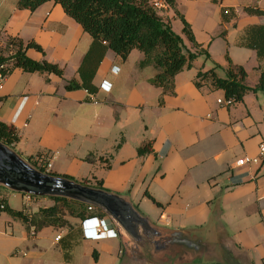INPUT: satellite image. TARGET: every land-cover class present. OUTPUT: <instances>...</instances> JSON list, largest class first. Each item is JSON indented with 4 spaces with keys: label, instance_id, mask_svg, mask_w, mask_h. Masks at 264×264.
<instances>
[{
    "label": "crops",
    "instance_id": "obj_1",
    "mask_svg": "<svg viewBox=\"0 0 264 264\" xmlns=\"http://www.w3.org/2000/svg\"><path fill=\"white\" fill-rule=\"evenodd\" d=\"M216 1L222 14L224 9L230 11L221 16L227 39L236 45L235 53L231 55L230 52V57L233 63L245 68L246 84L255 87L264 69V56H259L258 51L246 42L248 38L264 37V31H258L260 26H264V15L249 14L245 8L264 11V0H249L248 6L237 10H234V0L231 5L226 4L230 0ZM17 2L0 1V18L4 19L0 24V39L5 38L2 42L7 41L8 37L25 41L20 36L25 21L32 20L38 8L47 7L50 12H46L45 22L37 25L35 35L28 40L40 44L45 55L35 49H29L27 54L38 61L46 59L59 65L63 63L66 69L69 65L73 76L67 79L66 69L63 77L31 73L51 82L43 88L46 92L45 106L41 108L43 104L37 99L40 95L38 92L7 86L11 73L25 71L16 68L8 74L0 90V120L17 128L20 140L14 149L22 145L20 153L29 157L53 153L51 170L62 175H69L71 155L61 170L56 171L54 160L61 158L60 149L69 148L67 151L70 153L76 150L78 156L75 158L80 162L93 153V161L101 171H107L101 178L104 188L120 193L136 210L138 193L146 187L149 194L164 205L161 219L167 228L149 223L161 235L169 236L170 241L155 249L153 260L142 252V255L132 253V261L159 264L155 257L159 258L162 251L173 250L175 237L180 236L190 242L187 245L189 248L195 247V242L196 250L201 243L212 248L219 256L218 263L214 264H264V157L260 164L249 166L253 176L244 184L233 186L228 181L238 158L261 155L264 129L257 124L264 120V106L255 103L261 110L260 116L248 106L246 95L252 91L246 93L243 101L236 102L230 108L224 107L217 101L220 97L214 99L215 89L209 82L201 88L195 85L194 79L178 82L181 71L175 76V92L164 94L160 87L144 86L155 74L154 70H150L154 65L141 68L142 72H138L132 85L130 75L123 69L136 49L126 60L107 50L93 78L97 88L95 93L86 89L69 91L66 89L68 81L81 80L78 70L93 38L78 22L76 24L69 19L71 17L60 4L49 1L30 11L19 9ZM191 24L195 39L202 48L205 42L199 40L194 24ZM188 47L191 51L194 48L191 42ZM143 58L141 52L135 60L140 63ZM249 61L253 65L249 66ZM103 81L111 84L108 91L102 89ZM74 109L73 116L65 114ZM56 112L61 113L60 118L53 120ZM76 137L81 139V143L73 148L71 141ZM121 138H124V142L115 150ZM32 140L41 145L27 146L26 143ZM165 142L171 148L165 157H161L159 154L164 152ZM145 145H148V152L139 155L138 149ZM136 171L137 175L134 176ZM148 177L152 181L148 182ZM89 179L86 174L80 176V182ZM136 181L140 184L131 186L129 190V185ZM0 198H4L10 206L2 191ZM39 198L44 200L47 197ZM219 201L222 203L223 217L230 225L236 226L239 222H246L247 225L238 226L234 233L214 237L188 233V225L179 217L186 215L194 219V224L201 225L209 221L211 203L216 202L218 206ZM188 205H193L192 209H188ZM38 208L26 211L36 212ZM102 218L105 228L117 230L115 222L107 214ZM75 224L72 232L63 227L46 226L32 235L22 220L7 212H0V264H123L113 255L114 239H120L122 244L128 246L130 242L127 238L119 233L116 238L86 239L81 220L78 225ZM49 229L58 231L55 242L45 233ZM58 235H61L59 240ZM53 245H57V248L54 249ZM187 259L186 256L180 261ZM207 261L203 259L199 264H212Z\"/></svg>",
    "mask_w": 264,
    "mask_h": 264
},
{
    "label": "trees",
    "instance_id": "obj_2",
    "mask_svg": "<svg viewBox=\"0 0 264 264\" xmlns=\"http://www.w3.org/2000/svg\"><path fill=\"white\" fill-rule=\"evenodd\" d=\"M49 1L60 4L66 14L78 22L83 30L93 38L91 47L78 70L81 80L68 81L66 89L69 91L86 89L88 92L95 93L97 88L93 84V78L107 50H112L123 60H126L130 53L136 49L144 54V58L139 63L141 68L154 65L158 69V73L151 79V83L162 88L164 94H173L175 92V76L185 68H190L198 56V52L186 48L183 38L173 31L169 21L159 15L158 7L155 5L156 2L162 1L167 6L174 8L176 0H18L17 7L35 11L39 6ZM225 11L228 12L225 13ZM245 11L249 14L264 15V11L251 7L245 8ZM229 12V9H224L223 15H227ZM177 15L183 22V32L193 47L202 50L201 45L195 39L191 24L180 13L177 12ZM262 30L264 31V26H260L258 29V31ZM6 42L7 47L14 48V51L9 56L0 49V72L4 75L8 76L14 69L20 68L25 72L48 73L63 77L64 69L59 64L46 59L38 61L28 56L29 49H35L45 55V50L36 41L25 42L17 37H9ZM246 43L254 47L259 56H264V37L260 38L259 35L253 39L248 38ZM205 52L207 53V51ZM228 63L225 78L217 74V66L207 71H200L198 77L209 82L213 89L223 90L225 97H233L235 102L243 101L249 91L264 92V69L261 71L257 85L250 87L246 84L247 72L245 68L234 64L229 58ZM195 85L201 88L203 83L196 81ZM19 140L17 128L0 120V141L15 148ZM123 142L124 138H121L115 150H118ZM148 150V145H145L138 149V153L144 155ZM90 154L93 156V153ZM28 160L41 171L49 172L52 175H62L48 170L44 163H39V159L33 156ZM86 160L90 161L91 158L88 156ZM62 176L73 180L67 174ZM80 183L107 190L104 188L103 180L91 182L89 179ZM147 195L158 206L164 207L154 197L148 193ZM32 197L39 198L38 196ZM49 198L53 203L49 206L39 207L36 212L13 209L4 198H0V212H7L12 217L22 220L28 231L31 227L40 230L46 226H54L67 228L69 232H72L74 225L71 218H77L82 223L90 216H106L105 212L94 209V207L89 211L90 205L82 202L64 197Z\"/></svg>",
    "mask_w": 264,
    "mask_h": 264
},
{
    "label": "rangeland",
    "instance_id": "obj_3",
    "mask_svg": "<svg viewBox=\"0 0 264 264\" xmlns=\"http://www.w3.org/2000/svg\"><path fill=\"white\" fill-rule=\"evenodd\" d=\"M1 1V0H0ZM219 2L216 0H176V5L174 8L169 7L165 4V6L158 7V13L161 15L165 20L169 21L171 23L172 29L175 33L180 35L183 38V42L186 46L187 49L191 50L188 46H190L189 39L186 37V35L183 32L184 24L181 21V19L178 17L177 12L180 13L185 17V19L191 24H194V28L197 34V37L199 40H204L205 44L202 45V50H197L195 47L192 49L193 52H198L197 57L192 63V66L190 68H185L178 76V82H183L189 79H194L195 82L199 81L203 84L207 83L206 80L200 79L198 77V73L200 71H207L214 66H217L216 72L220 77L225 78L227 76L226 69L228 68V58L232 60L230 57L231 55H234L235 53V43L230 42L226 35V27L223 24L221 16L222 14V9L219 7ZM226 4H232V0L227 1ZM234 10L237 9H242L244 6H248L249 0H237L233 1ZM50 12L49 8H38L37 11L34 14V17L30 21H25V25H23L20 36L25 40L28 41L31 39L37 30V25L40 23L45 22L44 19L48 15L46 12ZM71 21L76 23L75 20L72 18ZM3 17L0 18V24L3 22ZM15 23V22H14ZM77 24V23H76ZM192 25V24H191ZM193 28V27H192ZM209 34H213L212 37H208ZM9 38V37H8ZM3 39H0V49L3 50L4 54L6 55H11L12 52L14 51V48L7 47V42L4 41L2 42ZM188 44V46H187ZM195 49V50H194ZM230 50V51H229ZM207 51V53L205 52ZM231 52V55H230ZM229 53V54H228ZM141 52L138 50H135L130 56L129 61L127 64H125V68L123 69L128 73L131 77L130 83L133 85L134 84V79L137 77L138 72H142L141 67L139 66L138 61L135 60V57L137 55H140ZM253 60V59H252ZM233 62V60H232ZM124 64L125 62L122 61ZM249 66L253 65L251 61L248 62ZM235 64V63H234ZM61 68L66 69V65L63 63H60L59 65ZM150 70H154L155 74L145 83V87H156L151 83V79L158 73V69L154 66H151ZM65 77L67 79L72 78L73 71L68 65L66 71H65ZM49 80L47 78H44L39 75H33L28 72H14L11 73L9 82L7 86H15L17 89H31L32 92H38L40 95H38L37 99L41 102L43 108L45 106V100H44V95L46 94L45 90L43 89L45 85L50 84ZM64 83V82H63ZM174 83H177L176 78L174 79ZM159 88V87H157ZM213 97L216 100L217 97L220 98H225L224 91L220 89L213 90ZM247 99V104L248 106H251V109L260 116V108L259 106L257 107L255 103H258L259 105L264 106V92L263 91H257V92H249L246 95ZM257 97V98H256ZM235 103L232 105L234 106ZM232 106H229L232 107ZM249 106V107H250ZM39 109V108H38ZM257 109V110H256ZM40 110V109H39ZM68 114L69 116H73L75 114V109L65 113ZM61 113L56 112L53 120L55 118H60ZM67 117V115H65ZM40 118V114H39ZM259 118V117H258ZM43 120V118L41 119ZM258 127H261L264 129V120L262 119L261 121H258ZM264 133V131H263ZM80 138L76 137L74 140L71 141L72 147L75 148L77 143L80 142ZM19 142V141H18ZM81 143V142H80ZM17 144V143H16ZM37 144L41 145L40 142H35V141H29L26 143L27 146L29 147H34ZM264 144V142H263ZM22 145H18L16 147V151L27 161L29 156L27 155H22L20 153ZM83 147V146H82ZM69 148H66L65 150L60 149L59 150V155L61 154V158L59 159L56 158L54 160L55 164V170L60 171L61 168L63 167V163L71 155L70 163L68 164V174L70 177L73 178V180L80 182V176L81 174H86L91 178V182L96 181V180H101L103 178L107 171H101V169L98 167V164L94 162L93 156L91 154H88L86 157H90L91 160H82L80 162L79 159L76 160L75 156H78V153L76 150L73 152H68ZM51 157V160L54 159V155L51 152H45L42 155H37L35 158L41 159L43 158L46 160V158ZM51 170V168H50ZM137 172H135V175H137ZM162 171H154V173H160ZM229 175V174H228ZM227 177V176H226ZM152 181L150 177H148V182ZM133 184V185H132ZM132 184L129 185V190L131 186H138L140 183L139 181H136L135 183L132 182ZM0 192L2 191L5 195L6 198L10 204L15 209L22 210V209H30L34 208L37 209L38 206H47L53 203V201L50 198H27L25 197V194L14 192L6 187H1L0 186ZM128 191V190H127ZM155 192L158 193L157 190ZM129 193V192H126ZM149 192L147 191L146 187L143 189L141 193H138L137 196V210L138 212L146 217L151 223L156 224L161 227H166L165 223L161 219V213L163 211V207L158 206L148 195ZM120 194V193H119ZM150 195V194H149ZM122 196V195H121ZM160 196V194H159ZM220 196V194H218ZM75 201V200H74ZM40 202V203H39ZM79 202V201H78ZM220 205H216V202L211 203V213H210V218L209 221H206L203 224L196 225L194 224V219L188 218L186 215H181L179 218L183 219V222L188 225V230L187 232L192 234L195 232L198 236H210L214 237L217 235L221 234H231L237 231L238 226H246V222H239L236 226L230 225L227 220L224 219L223 217V208L221 207V201H219ZM89 205V204H87ZM91 206V205H90ZM136 206V205H135ZM94 209H98L95 206ZM193 205H188V209H192ZM217 207V208H216ZM90 211V210H89ZM218 211V213H217ZM66 214H69L66 212ZM178 216H175V218ZM71 221L73 224H77L79 219L77 218H71ZM75 224V225H76ZM82 224V223H81ZM78 225V224H77ZM46 231V230H45ZM45 233L48 234L50 237L51 241H56V235L58 231L49 229ZM179 237V236H178ZM115 246L113 249V255L118 257L119 263L123 264H139L137 261H132V253H140L142 255V252H145V256L148 257L149 259L153 260L152 256L155 253V251L149 249L148 247H143L141 244H137L134 241H130L131 245L128 244L126 246L125 244H122V240L120 239H114ZM179 242V241H178ZM177 241L173 243V250H166L162 251L160 254V257H155L157 262L159 264H199L203 259L209 260L214 263H218L219 256L217 253L212 251V248H208L207 246H203L202 243L199 245V249L196 250L194 248H189L186 245L180 244ZM124 243V242H123ZM160 243L159 247H161ZM197 243L195 242L194 245ZM216 245V244H215ZM154 247V245H152ZM53 248H57V245H53ZM125 252V253H124ZM191 252V254H189ZM121 253V255H119ZM124 253V254H123ZM173 255V257H172ZM187 256V260H182L184 257ZM158 258V259H157ZM124 260V262H123ZM141 264V263H140Z\"/></svg>",
    "mask_w": 264,
    "mask_h": 264
},
{
    "label": "water",
    "instance_id": "obj_4",
    "mask_svg": "<svg viewBox=\"0 0 264 264\" xmlns=\"http://www.w3.org/2000/svg\"><path fill=\"white\" fill-rule=\"evenodd\" d=\"M0 185L14 192L38 197H64L95 206L115 222L118 234L145 246L141 225L149 220L119 194L82 184L62 175L41 171L14 148L0 141ZM156 235L161 232L156 230ZM131 242L129 243L131 245ZM160 248V247H159Z\"/></svg>",
    "mask_w": 264,
    "mask_h": 264
},
{
    "label": "built area",
    "instance_id": "obj_5",
    "mask_svg": "<svg viewBox=\"0 0 264 264\" xmlns=\"http://www.w3.org/2000/svg\"><path fill=\"white\" fill-rule=\"evenodd\" d=\"M155 5L157 7H161L162 3L161 1H158L155 3ZM227 12L228 11H225V13ZM6 77H7L6 75L0 72V90H2L4 87ZM101 87L102 89H105L108 91L111 88V84L108 81H103ZM217 101L219 104L223 105L224 107H229V106H232L234 103H236L233 97L219 98ZM164 145H163L164 152H162V154L161 153L159 154L161 157H165L171 148L170 144H166L165 146ZM260 151H261V155L258 157H251V156L245 155L236 160L235 170H233L228 177V181L230 185L237 186V185L244 184L248 178L253 176V174L251 173V170L249 169V166L252 164H260V162L262 161V158L264 157V144H261ZM39 163H44L47 166L48 170H50V168L52 167L51 157L46 158V160L41 158L39 159ZM25 197L32 198V196L28 194H26ZM92 209L93 207L89 206V210H92ZM98 219H100V221L103 220L102 217L95 215V216H90L82 221L83 233L86 239L101 240V239L118 237L119 234L116 229H102V227L99 225ZM30 233L32 235H35L36 234L35 228H32L30 230ZM60 238H61V235H58L57 239L59 240Z\"/></svg>",
    "mask_w": 264,
    "mask_h": 264
},
{
    "label": "flooded vegetation",
    "instance_id": "obj_6",
    "mask_svg": "<svg viewBox=\"0 0 264 264\" xmlns=\"http://www.w3.org/2000/svg\"><path fill=\"white\" fill-rule=\"evenodd\" d=\"M141 230H142V233H143V239L142 241L144 242H141V243H144L145 247H148L149 249L152 248V245H154V247L152 248L153 251H155L156 248H159V244L162 243L161 245H165V243L169 242L170 241V237L169 236H166V235H160V236H157L156 235V230L153 229L152 227H150L149 225H147L146 223L142 224L141 225ZM177 238L176 241L180 244H183V245H189L190 242L188 241H185L182 237H175ZM151 247V248H150ZM194 249H197L196 245L195 247H193Z\"/></svg>",
    "mask_w": 264,
    "mask_h": 264
},
{
    "label": "clouds",
    "instance_id": "obj_7",
    "mask_svg": "<svg viewBox=\"0 0 264 264\" xmlns=\"http://www.w3.org/2000/svg\"><path fill=\"white\" fill-rule=\"evenodd\" d=\"M98 221H99V225L102 227V229H108V228H105V226L103 224V220L100 221V219H98ZM109 229H111V228H109Z\"/></svg>",
    "mask_w": 264,
    "mask_h": 264
}]
</instances>
